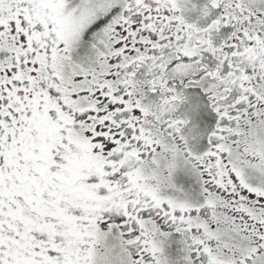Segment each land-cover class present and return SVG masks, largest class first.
I'll list each match as a JSON object with an SVG mask.
<instances>
[{
	"label": "snow or ice",
	"instance_id": "6c2138e0",
	"mask_svg": "<svg viewBox=\"0 0 264 264\" xmlns=\"http://www.w3.org/2000/svg\"><path fill=\"white\" fill-rule=\"evenodd\" d=\"M0 264H264V0H0Z\"/></svg>",
	"mask_w": 264,
	"mask_h": 264
}]
</instances>
